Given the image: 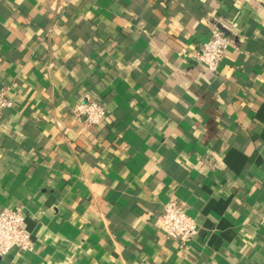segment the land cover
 Masks as SVG:
<instances>
[{
    "label": "crops",
    "instance_id": "0c3cea01",
    "mask_svg": "<svg viewBox=\"0 0 264 264\" xmlns=\"http://www.w3.org/2000/svg\"><path fill=\"white\" fill-rule=\"evenodd\" d=\"M214 28L217 73L177 56ZM1 92L0 212L33 249L0 264H264V0H0ZM171 199L186 248L160 229Z\"/></svg>",
    "mask_w": 264,
    "mask_h": 264
},
{
    "label": "built area",
    "instance_id": "2783aa9c",
    "mask_svg": "<svg viewBox=\"0 0 264 264\" xmlns=\"http://www.w3.org/2000/svg\"><path fill=\"white\" fill-rule=\"evenodd\" d=\"M232 47L228 36L214 28L211 38L194 53L179 52L177 56L202 67L208 73L215 74L225 55ZM14 108V103L5 92L0 93V121L5 111ZM73 115L86 128L101 125L107 111L99 102L85 97L73 110ZM160 229L166 239L176 241L181 248L188 247L198 235V225L185 207L171 199L164 207L160 220ZM33 249V240L25 227V215L21 211L4 210L0 212V259L15 253L21 255Z\"/></svg>",
    "mask_w": 264,
    "mask_h": 264
}]
</instances>
